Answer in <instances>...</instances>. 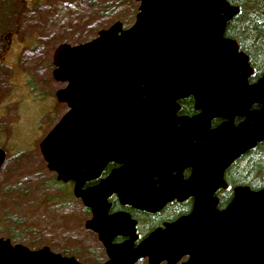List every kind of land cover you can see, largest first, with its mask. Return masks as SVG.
<instances>
[{
    "label": "water",
    "instance_id": "1",
    "mask_svg": "<svg viewBox=\"0 0 264 264\" xmlns=\"http://www.w3.org/2000/svg\"><path fill=\"white\" fill-rule=\"evenodd\" d=\"M134 1L128 27L115 21L88 41L54 49L52 75L65 83L55 97L67 110L38 144L46 168L57 181H72L73 195L90 210L84 227L106 254L95 264H175L182 256L181 264H264V187L235 186L221 210L212 197L226 185L225 168L264 138V70L250 83L248 55L224 35L239 7L227 0ZM189 95L198 112L176 117V101ZM235 116L243 120L234 124ZM214 118L224 120L210 129ZM4 159L0 148V167ZM109 160L119 167L82 189ZM184 167L191 176L176 190L169 172ZM112 193L148 212L179 193L195 201L189 214L135 243L130 214H108ZM118 235L128 238L112 242ZM0 264L82 263L48 246L0 238Z\"/></svg>",
    "mask_w": 264,
    "mask_h": 264
},
{
    "label": "rangeland",
    "instance_id": "2",
    "mask_svg": "<svg viewBox=\"0 0 264 264\" xmlns=\"http://www.w3.org/2000/svg\"><path fill=\"white\" fill-rule=\"evenodd\" d=\"M137 7L134 0H0V238L48 246L82 264L105 258L84 227L89 211L72 183L46 168L38 144L67 110L55 99L64 86L52 77L56 46L88 41L115 21L129 26Z\"/></svg>",
    "mask_w": 264,
    "mask_h": 264
},
{
    "label": "trees",
    "instance_id": "3",
    "mask_svg": "<svg viewBox=\"0 0 264 264\" xmlns=\"http://www.w3.org/2000/svg\"><path fill=\"white\" fill-rule=\"evenodd\" d=\"M227 1L232 5H237L239 11L227 22L224 35L235 39L239 50L248 55L249 63L254 69L248 80L254 81L264 70V0ZM227 171L231 184L248 185L251 189L264 187V138L247 151L240 162L231 163ZM249 176L252 178L249 179ZM133 215L146 229L152 228L159 221L157 215L145 212L138 211ZM12 238L17 239L13 235ZM72 256L76 258V255Z\"/></svg>",
    "mask_w": 264,
    "mask_h": 264
},
{
    "label": "flooded vegetation",
    "instance_id": "4",
    "mask_svg": "<svg viewBox=\"0 0 264 264\" xmlns=\"http://www.w3.org/2000/svg\"><path fill=\"white\" fill-rule=\"evenodd\" d=\"M52 65H53V63H52ZM249 82L251 83L253 81H249ZM176 102H177V105H178V109L175 112V116L176 117H191V116H193L194 114H196L198 112V110L194 109V100H193V97L191 95L183 97V98H180ZM258 107H259L258 104H253L250 108L251 109H256ZM223 120H224L223 118H214L213 120H211L209 128L211 129V128L215 127L216 125H218ZM241 120H243V117L235 116L233 118V123L237 124ZM176 126H178V125H176ZM243 155L239 156L234 161H239L240 162V159L243 157ZM119 165H120V163H118V162H116L114 160H109L102 167L101 171L99 172V174L95 178H92V179H89V180H86V181L83 182L82 189H85V188H88V187L96 185L97 183L100 182V180L104 179L113 169L119 167ZM227 168H228V166L223 171V176H222V179H223V181L225 182L226 185L218 187L212 193V197H215L217 199L215 207L218 210H221L222 208H224L227 205V203L232 198L233 188L238 185V184H231L230 183V178H229V175H228ZM191 171H192L191 167H184L181 170L179 169V171L171 170L169 172L170 176H175L176 177V180H177V183L175 185V189L176 190H177V188H178V190L182 188L181 187L182 184H183L182 182L187 180V179H189V177L191 176ZM157 178H158V176H155L153 178V180L156 181ZM69 182L72 183V186H73V182L72 181H69ZM156 185H158V183H156ZM178 195L179 196H175L172 199L166 201L159 210H157L155 212H148V211H145V210H139V209L131 207L129 205H122L120 203L118 197L116 196V194L112 193L107 198V201L110 203L108 214H112V213H115V212H118V211H125V212H128L130 214V216L135 220V233L137 235V238L135 240V243H136L140 239H142L152 229H154L156 227H162L163 224L168 223V222H172V221L176 220L177 218H179L181 216H185V215L190 213V211L193 208L194 201H195L194 196L187 195L185 197H181L180 196L181 193H179ZM85 209H87V208H85ZM87 210L89 211V209H87ZM138 211L139 212H145V213L150 214V215H157L159 217L158 223L156 225H154L152 228L146 229V227H144L142 224H140L139 219L136 216L133 215L134 212H138ZM93 233H95V232H93ZM96 238H97V241L101 244V242L99 241L97 235H96ZM127 238H128V236L118 235V236H115L113 238L112 242L119 243V242H122V241L126 240ZM102 247H103V245H102ZM103 249H104V247H103ZM104 252H105V250H104ZM68 256H71V255H68ZM186 258H187V256H182L178 260V262H176L175 264H181V262L186 260ZM104 260H106V254H105V258L104 259L98 260V261H96L94 263H91V264L102 262ZM141 260H145L146 264H148L146 258H143ZM160 264H166V263L163 261Z\"/></svg>",
    "mask_w": 264,
    "mask_h": 264
}]
</instances>
